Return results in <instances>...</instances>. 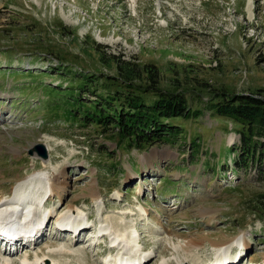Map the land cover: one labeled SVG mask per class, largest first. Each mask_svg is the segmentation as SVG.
I'll return each instance as SVG.
<instances>
[{"label": "rangeland", "instance_id": "obj_1", "mask_svg": "<svg viewBox=\"0 0 264 264\" xmlns=\"http://www.w3.org/2000/svg\"><path fill=\"white\" fill-rule=\"evenodd\" d=\"M96 43L157 65L161 89L178 88L200 110L172 120L182 127L180 145L140 152L72 115L80 74L98 77V95L120 89ZM261 89L264 0H0V199L13 201L32 176L41 180L23 191L31 201L53 178L69 185L38 208L45 236L13 254L0 245V264H119L123 256L135 257L131 264H217L245 245L238 264H264V180L253 168L236 170L231 147L241 127L210 111L224 93ZM86 94L83 103L98 100ZM20 219L10 221L23 227ZM191 238L201 247L188 253Z\"/></svg>", "mask_w": 264, "mask_h": 264}, {"label": "trees", "instance_id": "obj_2", "mask_svg": "<svg viewBox=\"0 0 264 264\" xmlns=\"http://www.w3.org/2000/svg\"><path fill=\"white\" fill-rule=\"evenodd\" d=\"M73 38L78 40L76 35H73ZM96 45L95 50L92 49L101 63L108 69L117 71L110 82H116L120 89L109 93L107 97L98 95L100 86L105 89L104 85H100L98 77L80 74L82 86L72 89L75 90L74 98L77 103L72 115L83 125L102 129L103 135L112 142L118 139L119 146L126 143L127 148H136L140 152L158 145H180L179 141L185 139L182 137V127L174 125L172 120L197 118L202 114L200 110H192L188 97L179 92L178 86L176 91L166 92L161 89L162 69L157 65L108 55L99 48H102V45ZM176 80L178 78L173 81L176 83ZM86 92L96 94L98 100L89 99L91 102L83 103L81 99L87 98ZM88 103L91 110L85 108L83 112L82 109L87 107ZM211 105L210 111H213L215 116L231 120L241 127L238 131L241 139L232 147V161L236 170L247 172L253 168L258 177L264 180V89L253 95L230 96L224 93ZM261 199H264V196Z\"/></svg>", "mask_w": 264, "mask_h": 264}, {"label": "bare ground", "instance_id": "obj_3", "mask_svg": "<svg viewBox=\"0 0 264 264\" xmlns=\"http://www.w3.org/2000/svg\"><path fill=\"white\" fill-rule=\"evenodd\" d=\"M38 180H41V178L40 177L37 178V176H32V177L26 178L21 183L19 182L18 183L20 185L19 190H22V191H20V193L16 192V190L18 188H16L14 190L13 194L15 196V199H17V200L13 199V203L12 202L10 203V200L8 201V200H1L0 199V207L1 206L5 207L4 209L3 208L0 209V216L5 218V221L3 220V223L6 224L4 226H2L3 224H0V245L5 246V254L6 253H8V254L16 253V251L18 252L20 248L27 246V245H31L29 243H36L37 241L41 240L45 236V233L43 231L45 229H43V227H44V225H46L45 223H46L47 216L44 217V216L40 215L41 212L38 211V208L43 209V205L46 204V201L50 196H52L53 194L58 195L59 193L66 190L67 187H69V185L67 184L65 179L58 178V177L53 178L51 180V182H49L42 189L46 194H44L42 198H36V197L34 198L33 196H31L34 198L32 200L33 201L32 202L29 199L30 196L23 194L24 193L23 191L26 190L29 185L31 186V184H33L34 182H36ZM19 185H17V187ZM20 194H23V196L21 198L19 197ZM7 199H9V198H7ZM48 201H49V199H48ZM32 205H35V207ZM24 210H27V211H24ZM71 210H73V209H71ZM22 211L26 212L25 213L26 220L24 221L25 226L18 227L17 225H13L11 223V221L13 219L18 218V214L22 215V213H21ZM204 213H206V212H204ZM74 214L76 215V213H73L72 215H74ZM33 216H34V218L32 219ZM0 219H2V218H0ZM31 219H32V222H30ZM64 224H66V222H62L61 226H63ZM71 224L73 225V227L70 224H69L70 225L69 227L73 228L72 230L74 231L76 237L80 236L81 233L83 232V231H81L82 228L77 226L79 224H76V222L71 221ZM14 227H16V228H14ZM29 227L32 230L31 235L34 236V239L32 241L24 242V240H27L26 234H27V228H29ZM63 227H67V226H63ZM18 228L20 230H23V229L24 230L21 232L20 230L18 231ZM110 234H111V232H110ZM8 240H12L15 243V246L12 247L9 244H7ZM121 241H123V240L118 237L116 240L113 241V243L115 242L114 244L119 246V245H121V244H119ZM222 246H223V244H218V247H222ZM200 247H201L200 240L197 238H191V240L188 241V244H187L185 251L190 253L191 250L199 249ZM244 249H242L241 251L238 250L239 254H236L235 256L229 257L228 255H226L225 257H223L222 261L219 259V263H217V264H238L239 261L244 259L245 256L247 255L246 245H245ZM228 252H225V253H228ZM74 253H76V252H74ZM74 253H72V254H74ZM124 257L125 256L121 257V259L119 257V260H121L119 264H131L133 262V260L136 259L135 257L133 259L130 256L127 259H125ZM187 259H188L187 257H185L184 259L177 258L176 262L180 264L182 262L187 261ZM140 260L143 262V261H146L147 258L146 259L141 258ZM6 262H8V264H9V261H6ZM40 262H41V259H37L36 264H40ZM190 262L197 264V260L195 258L190 259ZM108 263L113 264V263H110L109 261L106 262V264H108ZM23 264H28V261L27 260L24 261ZM186 264H188V263H186Z\"/></svg>", "mask_w": 264, "mask_h": 264}, {"label": "water", "instance_id": "obj_4", "mask_svg": "<svg viewBox=\"0 0 264 264\" xmlns=\"http://www.w3.org/2000/svg\"><path fill=\"white\" fill-rule=\"evenodd\" d=\"M41 148V157L43 158V160H47L48 158V154L47 151L45 150V147H40Z\"/></svg>", "mask_w": 264, "mask_h": 264}]
</instances>
